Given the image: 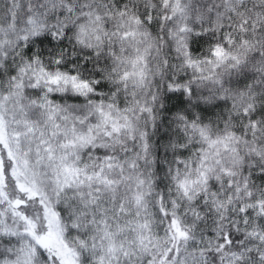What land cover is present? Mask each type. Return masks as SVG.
I'll return each mask as SVG.
<instances>
[{"label":"snow or ice","instance_id":"6c2138e0","mask_svg":"<svg viewBox=\"0 0 264 264\" xmlns=\"http://www.w3.org/2000/svg\"><path fill=\"white\" fill-rule=\"evenodd\" d=\"M0 264H264V0H0Z\"/></svg>","mask_w":264,"mask_h":264}]
</instances>
